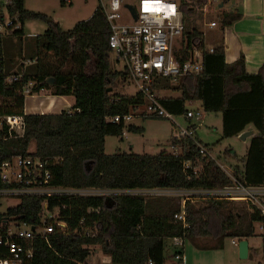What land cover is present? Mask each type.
Here are the masks:
<instances>
[{
    "label": "trees",
    "instance_id": "16d2710c",
    "mask_svg": "<svg viewBox=\"0 0 264 264\" xmlns=\"http://www.w3.org/2000/svg\"><path fill=\"white\" fill-rule=\"evenodd\" d=\"M183 1L184 29L175 58L182 64L196 54L202 60L203 69L197 74L177 77L176 84L170 87L180 95L162 97L160 104L174 116L185 118L186 105L190 101L199 102L205 113H220L223 138L238 136L252 126L255 133L248 140L244 156L238 159L235 153L226 151L224 159H237L228 166L240 181L247 185H263L264 65L257 73L249 74L242 55L227 63L222 48L212 52L205 49L204 35L196 26L198 9L215 13L222 27L232 25L241 17L240 12L205 5L204 0ZM3 9L15 24L41 19L48 27L44 34L36 37L42 54L37 58L35 70L22 72V77L11 82L0 75V116L19 115L25 124L22 136L0 125V163L25 154L52 161L56 157L58 163L51 167V183L75 188H212L231 183L219 160L217 163L201 158V143L196 135L194 139L171 136L170 146L178 149L177 155L166 151L105 153L106 137L122 138L124 130L142 131V127L123 121L111 122L108 118L136 111L143 100L138 93L128 97L113 89L129 75L126 70L116 71L109 61L110 28L99 5L88 19L77 22L67 31L47 15L25 9L24 0H11L6 6L0 3L1 14ZM16 31L22 32L21 28ZM2 66L4 68L3 60ZM4 71L8 75L19 74L5 68ZM48 78L53 79L52 84L46 82ZM108 88L111 90L107 91ZM44 91L56 96H71V109L58 113H25V92L40 94ZM141 116L162 118L145 112ZM188 120L187 126L194 127L193 119ZM201 145L210 151L208 145ZM185 162H190L189 166H185ZM197 163L200 169H196ZM146 204L143 197L127 195L21 197L16 206L0 213V220L7 218L38 227L42 224V206L45 205L49 210H57L58 219L66 224V231L54 230L47 239L33 238L32 258L22 264H92V252L88 247L93 245H98L101 253L109 257L110 264H165L164 239L188 238L204 246L220 248L225 237L240 240L253 236L254 223L261 220L258 212L249 207L243 214L234 210L231 201L209 200L203 207L186 202L187 227H184L181 221L173 218L180 207L167 204L169 207L166 205L164 214H146ZM81 219H84L82 227L94 229V235L81 233ZM260 236L263 244L261 264H264V233Z\"/></svg>",
    "mask_w": 264,
    "mask_h": 264
},
{
    "label": "built area",
    "instance_id": "2783aa9c",
    "mask_svg": "<svg viewBox=\"0 0 264 264\" xmlns=\"http://www.w3.org/2000/svg\"><path fill=\"white\" fill-rule=\"evenodd\" d=\"M69 2V0H63ZM99 7L104 12L110 28L108 45L116 60L124 63V70L137 85V93L143 100L148 115L158 116L170 120L176 127L174 137H188L194 139L193 126L183 127L175 122L174 115L164 109L160 104L158 84L162 78L175 82L177 77L197 74L202 71L203 63L200 57L193 54L184 63H179L175 58V49L180 46L184 29L181 5L183 0H148L149 6L158 11H145L146 0H97ZM231 0H204L205 5L217 6L222 3L224 7ZM11 0H0L4 6ZM118 3V7H113ZM134 7L136 19L130 9ZM125 11V15L123 14ZM216 21L209 22L210 27H215ZM16 24L12 19H5L0 13V32L9 30ZM3 57L0 56V75H4L9 82L22 77V73L15 75L5 74L2 66ZM32 85V83H30ZM29 89H26L28 91ZM203 113L200 109H190L186 118L193 121L202 120ZM131 113L125 116L108 118V121L127 124ZM0 125L7 126L10 132L22 136L24 132V119L19 115L0 116ZM171 154H179L178 149L170 146ZM201 158L217 160L211 152L199 144ZM55 159V158H54ZM43 159L34 154H25L12 157L0 163V198L21 197H114L127 195L132 197H163L176 198L181 205L180 211L173 215L175 220L181 221L184 227V207L186 202L197 200H225L242 201L251 210H256L260 216L259 229L264 233V185H247L237 177L228 173L231 178L229 185L212 188H151V189H102L95 187H66L53 185L51 167L58 163V159ZM218 163V162H217ZM189 166L190 162H185ZM221 166V165H220ZM222 167V166H221ZM41 226L34 227L24 222L16 223L7 218L0 220V264H22L32 258V241L39 236L47 239L54 230L66 231V224L59 220L57 214L52 215V210L42 206ZM46 220H49L47 222ZM84 219H81L79 228L84 235H94V229L82 227ZM24 226L25 229L21 228ZM14 227V229L12 228ZM34 228L33 230L31 228ZM183 239L173 238L175 245H182ZM234 245L237 241L231 240ZM172 264H184L182 255L175 252Z\"/></svg>",
    "mask_w": 264,
    "mask_h": 264
},
{
    "label": "rangeland",
    "instance_id": "374dc122",
    "mask_svg": "<svg viewBox=\"0 0 264 264\" xmlns=\"http://www.w3.org/2000/svg\"><path fill=\"white\" fill-rule=\"evenodd\" d=\"M97 0H69V2L62 3L61 0H24V8L30 11L39 12L47 15L49 18L57 22L62 30H70L73 26L82 20L88 19L93 10L97 7ZM3 16L5 19L9 18L8 12L3 9ZM125 15V11H123ZM217 15L215 13L204 12L202 9H198L196 23L197 28L202 32H207V23L211 19H215ZM18 28L21 27L20 22L17 21ZM47 24L41 19H28L23 22V31L17 33V29L12 27V31H1V49L6 62H12L16 69L23 72H32L36 68L37 58L41 56L42 50L36 44V37L45 33ZM211 42L210 34L205 35V43L208 45ZM109 61L112 67L116 71L124 70V63L118 61L115 58L114 53H109ZM160 84L163 89L160 90L159 95L161 97H176L180 92L170 90L175 85V82L168 81L166 78L160 80ZM120 95L135 96L138 88L135 82L129 77L125 82H117L114 87ZM43 93L29 94L25 92L24 110L27 113H39L44 110L42 98ZM72 99V98H70ZM187 108H200V103L194 101L191 104L187 103ZM71 107L64 110H70ZM144 106L138 107L134 112H131V118L127 121V125L131 124L136 127H142L140 132H132L124 130V134L121 137L108 136L105 138V153L112 154L115 152H134L138 154H155L161 151L170 153L172 151L170 147L171 135L175 134L176 127L168 119L165 118H143L141 113L144 112ZM202 111V109L200 108ZM203 119L199 122L196 121V132L198 139L209 146L211 155L219 160L224 167L233 163V159L225 160V152L229 151L235 153L236 156H243L247 143L239 139L238 136L223 138L221 133V115L220 113L203 112ZM175 122L183 127H186L185 119L183 115L174 116ZM179 152V151H178ZM58 158L55 157L54 160ZM229 167V166H228ZM196 169H200V163H197ZM146 204V214H150L152 211L151 206L158 205L161 210L154 212L165 213L167 204L172 207H180L179 201L176 198H163V197H143ZM171 199V200H168ZM208 200H197L191 202L195 207H203ZM17 198H0V213H5L10 207H14L18 204ZM234 210L240 211L242 214L248 211V206L242 201H232ZM162 206H161V205ZM168 206V205H167ZM169 207V206H168ZM167 209V208H166ZM164 210V211H163ZM46 214L43 213L42 217ZM57 210L52 212L55 216ZM25 229L24 226L20 225ZM14 229V227L12 226ZM255 232L253 236H250L249 242L253 246L256 252V256L249 259L240 258L238 253V246L231 243V237H225L222 243V247L214 248L211 246H204L203 244L192 242L188 238H184L183 245H175L173 239H164L163 255L164 258L173 260L174 252L177 250L183 251L184 264H255L259 260H262L263 244L259 235V229L255 225ZM236 238V237H235ZM238 239V238H236ZM235 239V240H236ZM92 252L90 262L92 264H110L107 257L101 253V249L98 245L88 247ZM169 264V262H168Z\"/></svg>",
    "mask_w": 264,
    "mask_h": 264
},
{
    "label": "crops",
    "instance_id": "0c3cea01",
    "mask_svg": "<svg viewBox=\"0 0 264 264\" xmlns=\"http://www.w3.org/2000/svg\"><path fill=\"white\" fill-rule=\"evenodd\" d=\"M221 8H223L225 11L236 10L237 12L241 13V17L238 20H236L232 25L224 26V27H222V25L219 23L218 16L215 19H211L210 21L212 20L216 21L217 25L215 27H210L209 26L210 21H209L207 23V27H208L207 32L202 31L204 35V43H205L206 34L208 35L209 33L210 38H211L210 44L207 45L205 43L206 51L212 52L215 48H222L224 50L225 60L227 63L234 62L242 55L244 57V65H245L246 72L249 74L257 73L258 70L264 65V0H231L229 3H227L224 7H221ZM20 24H21V27L19 28H21V31H23V23H20ZM13 27L18 29L17 22H16V26H13ZM9 31H12V28ZM2 57H3V62H4V68L6 71L19 72V73L23 72V71L17 70L15 65L13 66L12 62H6V60L4 59L3 53H2ZM160 83L161 82H159L158 84V93L160 92L161 89H163V86ZM42 93L43 95L41 96L42 98L45 99V101H43V105L45 108L43 111L39 113H58L64 110L65 108L68 109V107H71L73 105V98L71 96H67V97L56 96V95H52L48 91H44ZM193 102L194 101H190L188 102V104H191ZM200 108H201V105H200ZM200 108H195V109H200ZM190 109H193V108H188V110ZM184 119H185V123L188 125L190 121L186 119L185 116H184ZM192 124L194 125L195 135L197 137V140L201 144H203L198 139L195 121H192ZM171 136H174V132ZM249 138L250 137H248L245 140L247 145H248ZM245 151H246V148H245ZM241 157L242 156L240 157L237 156L238 159ZM233 160H234L233 161V164H234L237 161V159H233ZM220 165L222 166L223 170L226 173H232V169L230 167L228 166L224 167V165L221 163ZM151 208H152V211L154 212L158 210L159 206L153 205L151 206ZM255 225L259 229V224L254 223V227ZM254 231H255V228H254ZM261 234L262 232L259 229L258 236H260ZM235 239L236 238L231 239V240H235ZM245 240H247L248 242V255L246 258L249 259L251 255L255 257L256 256L255 249L253 248V246L250 245L248 238H245ZM235 241L238 242L239 240L236 239ZM175 252H179L182 255V258L184 257L182 250H177ZM105 257H107L110 263L109 257L106 255ZM168 262L169 264H172L173 260L171 259L168 261L167 259H165V264H168ZM255 264H261V260H259Z\"/></svg>",
    "mask_w": 264,
    "mask_h": 264
},
{
    "label": "water",
    "instance_id": "95a60500",
    "mask_svg": "<svg viewBox=\"0 0 264 264\" xmlns=\"http://www.w3.org/2000/svg\"><path fill=\"white\" fill-rule=\"evenodd\" d=\"M222 5H223L222 3H219L218 7H222ZM126 7L128 9H130V11L133 14L134 19H136V12H135L134 7H132L130 5H126ZM46 82L48 84H52L53 83V79L52 78H48V79H46ZM110 90H111V88L107 89V91H110ZM252 135H254V131H253L252 127L249 126L247 129L242 131L238 135V137H239L240 140L245 141L248 137H251ZM31 229L33 230L34 228L32 227ZM237 246H238L239 257L243 258V259L246 258L247 255H248V242H247V240H245V239L239 240L238 243H237Z\"/></svg>",
    "mask_w": 264,
    "mask_h": 264
},
{
    "label": "snow or ice",
    "instance_id": "6c2138e0",
    "mask_svg": "<svg viewBox=\"0 0 264 264\" xmlns=\"http://www.w3.org/2000/svg\"><path fill=\"white\" fill-rule=\"evenodd\" d=\"M157 2H159V0H157ZM144 10L145 11H158L159 9H153L149 6V2L148 0H146L145 6H144Z\"/></svg>",
    "mask_w": 264,
    "mask_h": 264
},
{
    "label": "clouds",
    "instance_id": "9594fccd",
    "mask_svg": "<svg viewBox=\"0 0 264 264\" xmlns=\"http://www.w3.org/2000/svg\"><path fill=\"white\" fill-rule=\"evenodd\" d=\"M113 7H118V3H114Z\"/></svg>",
    "mask_w": 264,
    "mask_h": 264
}]
</instances>
